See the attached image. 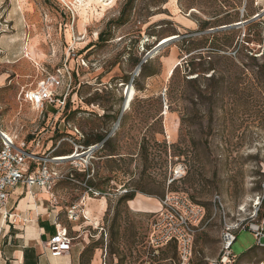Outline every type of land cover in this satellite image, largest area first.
I'll list each match as a JSON object with an SVG mask.
<instances>
[{
  "label": "rangeland",
  "instance_id": "374dc122",
  "mask_svg": "<svg viewBox=\"0 0 264 264\" xmlns=\"http://www.w3.org/2000/svg\"><path fill=\"white\" fill-rule=\"evenodd\" d=\"M125 3L0 0V130L58 172L49 191L62 210H82L88 196L106 199L98 243L106 264H210L225 226L250 222L264 196V0H133L126 21L115 24ZM228 30L235 31L225 52L232 59L204 64L197 78L196 70L184 75L193 57L208 59L211 34L221 39ZM168 36L178 38L158 48ZM58 69L70 74L69 107L24 100ZM128 86L135 94L126 108ZM176 166L182 175L168 185ZM167 189L205 210L185 262L172 244L154 254L151 214L132 213L120 199L147 197V209L156 210ZM262 208L264 198L255 217L264 231ZM258 244L254 232L238 231L234 264L264 260Z\"/></svg>",
  "mask_w": 264,
  "mask_h": 264
},
{
  "label": "built area",
  "instance_id": "2783aa9c",
  "mask_svg": "<svg viewBox=\"0 0 264 264\" xmlns=\"http://www.w3.org/2000/svg\"><path fill=\"white\" fill-rule=\"evenodd\" d=\"M68 80L64 83L63 78ZM62 88L58 92V88ZM71 87L70 74L57 70L55 75H47L42 79L37 88L28 90L23 98L36 108L42 107L45 102L58 103L64 109L68 91ZM29 166L26 168V163ZM31 162V163H30ZM182 167L173 168L168 185L180 178ZM59 174L49 167L48 160L42 158L26 147L25 143H18L15 138L0 130V204L5 203L8 189L18 183H23L28 187H40L51 189ZM94 195L100 192L88 188ZM264 198L262 196L261 200ZM259 200V199H258ZM254 204L253 219L246 223L236 226L226 225L221 235V252L218 258L212 260L210 264H234L237 256L231 252L232 243L236 240V234L243 229L254 232L258 238V246L261 237H264L262 223L256 221L255 217L260 210V203ZM160 208L153 214L148 233V245L154 254L167 245L176 248L179 259L185 262L189 259L192 252V245L195 235L204 227L205 210L198 203L193 202L187 194L183 192L167 189L158 199ZM214 204L220 203L219 196L213 199ZM262 217L264 209L262 208ZM72 220H77L84 216L82 210H78L76 205H72L66 212ZM56 232L46 243V247L51 256H60L70 250L72 238L60 223L55 224ZM101 264H106L105 255L102 256ZM257 264H264V260Z\"/></svg>",
  "mask_w": 264,
  "mask_h": 264
},
{
  "label": "crops",
  "instance_id": "0c3cea01",
  "mask_svg": "<svg viewBox=\"0 0 264 264\" xmlns=\"http://www.w3.org/2000/svg\"><path fill=\"white\" fill-rule=\"evenodd\" d=\"M4 77H0V84ZM28 166L29 162L25 167ZM49 190L30 188L23 183L8 189L5 203L0 204V264H101L98 243L106 236L103 220L108 207L106 199L88 196L82 209L84 216L72 220L66 214L69 208L64 211L55 204ZM134 198L127 200L126 207L130 212L151 214L148 237L153 214L160 208L159 202L156 200L157 209L153 212H142L129 204ZM144 203L148 206L151 200ZM56 223L66 229L72 243L64 254L51 256L46 243L55 234ZM68 228L74 235H70ZM89 247L93 250L90 256L87 254Z\"/></svg>",
  "mask_w": 264,
  "mask_h": 264
},
{
  "label": "trees",
  "instance_id": "16d2710c",
  "mask_svg": "<svg viewBox=\"0 0 264 264\" xmlns=\"http://www.w3.org/2000/svg\"><path fill=\"white\" fill-rule=\"evenodd\" d=\"M132 2H133V0H126L125 5L126 4H128V5L126 7L124 5L125 8L123 7L122 10L120 11L119 16L115 20V24L121 25V24H123L126 21V18H127L126 17L127 16L126 15L127 14L126 9H129V7L131 6ZM234 33H235L234 30L225 31V33L223 34L224 36L221 37V39L215 38L216 37L215 34H211L212 35V44L209 45L210 49L207 50L208 51L207 52L208 53V55H207L208 59H206L205 58L206 56L203 55L202 53L198 54V56H196V57H193L189 61V63L188 62L186 63L187 65L183 69L184 75H186L185 72H187V71H189V72L190 71H192V72L194 71L195 72V70H196V74L197 75H196L195 78H197L199 76V73L203 72V70H204L203 65L204 64H207L209 66V68H210L213 65V63H215L217 61H220V60L228 61V60L232 59L230 56L226 55L225 52L228 50V48L230 46L233 45V43H235V37L233 35ZM98 38H102L103 39V34L100 33ZM182 40H184V39H182ZM239 45H241V44H239ZM196 58H198V61H195ZM176 68H177V66L174 68V70H173L171 75H173V73H174ZM210 69H212V68H210ZM144 71H145V66L142 65L141 73L142 74L145 73ZM150 75H152V74H146L145 76L147 77V76H150ZM195 78H192V79H195ZM192 79H188V80H192ZM67 106L69 107V103H67V98H66V104H65L64 109ZM103 138H104L103 135H97L96 142L103 140ZM90 142L91 141L86 140V141L83 142V145H90ZM133 197H134V194L133 193H129V194L123 195L120 199L127 201L129 199H132Z\"/></svg>",
  "mask_w": 264,
  "mask_h": 264
},
{
  "label": "bare ground",
  "instance_id": "6f19581e",
  "mask_svg": "<svg viewBox=\"0 0 264 264\" xmlns=\"http://www.w3.org/2000/svg\"><path fill=\"white\" fill-rule=\"evenodd\" d=\"M64 1V0H63ZM173 38V36H168V37H164L161 39L160 44L159 45H163L165 43H167L169 40H171ZM33 48V47H32ZM33 50V49H32ZM33 53V52H31ZM173 67H171L169 69V73L171 72ZM134 94H135V90L132 86H128L127 90H126V99H125V104L124 106L126 108L129 107L131 101L134 98ZM7 134V133H6ZM77 155V153H74L73 155H67V156H59L57 157L55 160H64V159H68V158H73ZM150 198L146 197V200H149ZM129 204L132 206V208H135L136 210L142 211V212H153L155 209H147V207L145 206L144 200L142 199H133L130 200ZM101 206V205H100ZM160 207V206H159ZM144 208V210H143ZM142 209V210H141ZM159 209V208H158ZM99 211V210H97Z\"/></svg>",
  "mask_w": 264,
  "mask_h": 264
},
{
  "label": "water",
  "instance_id": "95a60500",
  "mask_svg": "<svg viewBox=\"0 0 264 264\" xmlns=\"http://www.w3.org/2000/svg\"><path fill=\"white\" fill-rule=\"evenodd\" d=\"M236 25H240V24H235V25H232V26H236ZM229 27H231V26H229ZM178 38V36L177 37H174V38H172L171 40H169L168 42H170V41H172V40H174V39H177ZM167 42V43H168ZM166 44V43H165ZM165 44H163V45H165ZM163 45H158L157 47L158 48H160V47H162ZM139 68V67H138ZM129 85H131V84H129Z\"/></svg>",
  "mask_w": 264,
  "mask_h": 264
}]
</instances>
